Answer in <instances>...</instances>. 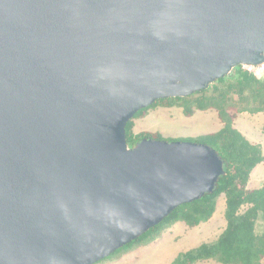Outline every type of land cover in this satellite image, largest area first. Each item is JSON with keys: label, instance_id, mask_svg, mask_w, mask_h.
<instances>
[{"label": "water", "instance_id": "obj_1", "mask_svg": "<svg viewBox=\"0 0 264 264\" xmlns=\"http://www.w3.org/2000/svg\"><path fill=\"white\" fill-rule=\"evenodd\" d=\"M264 61V0H0V264H95L213 192L210 144L126 125Z\"/></svg>", "mask_w": 264, "mask_h": 264}, {"label": "trees", "instance_id": "obj_2", "mask_svg": "<svg viewBox=\"0 0 264 264\" xmlns=\"http://www.w3.org/2000/svg\"><path fill=\"white\" fill-rule=\"evenodd\" d=\"M239 66L208 88L189 96L158 99L137 111L127 122V142L134 146L144 137L163 139L159 131L134 132L135 119L143 117L150 108L160 104L178 105L186 116L194 115L197 110L216 109L223 123L219 130L184 140L214 147L224 160L226 173L220 176L213 192L177 206L159 224L102 260L120 255L138 244L153 241L178 221L185 222L191 228L209 221L217 210L218 198L225 194L227 223L218 238L181 251L171 264H195L207 259H215L222 264H264V183L257 188L249 187L252 171L264 162L263 148L234 124L238 113L264 112V77L259 78Z\"/></svg>", "mask_w": 264, "mask_h": 264}, {"label": "rangeland", "instance_id": "obj_3", "mask_svg": "<svg viewBox=\"0 0 264 264\" xmlns=\"http://www.w3.org/2000/svg\"><path fill=\"white\" fill-rule=\"evenodd\" d=\"M240 66H236L239 68ZM235 126L251 141L260 143L264 153V112L251 114L238 113ZM223 123L214 108L197 110L194 115L186 116L183 108L178 105L160 104L150 108L143 117L135 119L134 132L159 131L163 139L168 141L184 140L201 134L215 132ZM264 183V162L252 171L249 187L257 188ZM226 197L218 198V206L214 216L207 222L189 228L180 222L177 230L166 228L162 234L151 242L138 244L132 249L98 261L95 264H171L181 252L198 246L202 242H211L218 238L226 226ZM195 264H222L215 259L200 260Z\"/></svg>", "mask_w": 264, "mask_h": 264}, {"label": "built area", "instance_id": "obj_4", "mask_svg": "<svg viewBox=\"0 0 264 264\" xmlns=\"http://www.w3.org/2000/svg\"><path fill=\"white\" fill-rule=\"evenodd\" d=\"M241 66L259 78L264 77V61L259 64H241Z\"/></svg>", "mask_w": 264, "mask_h": 264}, {"label": "crops", "instance_id": "obj_5", "mask_svg": "<svg viewBox=\"0 0 264 264\" xmlns=\"http://www.w3.org/2000/svg\"><path fill=\"white\" fill-rule=\"evenodd\" d=\"M223 195L225 196V194H223ZM217 205H218V204H217ZM180 222H183V221H178V222H176V223L173 224L171 227H169V229H172V230H173V229H176V230H177V228L180 227V228H181L180 230H182V231L185 230V229H182V228H183L182 226H179V225H180V224H179ZM184 223H185V222H184ZM202 223H204V222H202ZM188 227H189V226H188ZM189 228H190V227H189ZM173 232H174V230H173ZM174 233H179V231H178V232L175 231Z\"/></svg>", "mask_w": 264, "mask_h": 264}]
</instances>
